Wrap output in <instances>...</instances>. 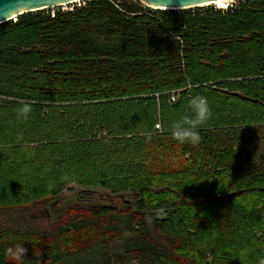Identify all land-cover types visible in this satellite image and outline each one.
<instances>
[{
    "label": "trees",
    "instance_id": "1",
    "mask_svg": "<svg viewBox=\"0 0 264 264\" xmlns=\"http://www.w3.org/2000/svg\"><path fill=\"white\" fill-rule=\"evenodd\" d=\"M15 18L0 24V264H14L5 249L16 245L25 264H205L209 253L256 264L264 0L183 10L85 0ZM196 95L212 116L198 145L181 144L171 125ZM70 186L131 199L65 204ZM41 209L45 228L33 222Z\"/></svg>",
    "mask_w": 264,
    "mask_h": 264
},
{
    "label": "clouds",
    "instance_id": "2",
    "mask_svg": "<svg viewBox=\"0 0 264 264\" xmlns=\"http://www.w3.org/2000/svg\"><path fill=\"white\" fill-rule=\"evenodd\" d=\"M235 3V0H233ZM189 113L181 116L177 121H174L171 125L172 138L181 144H191L196 146L200 143L201 137L198 129L205 125L212 116L211 109L209 107L208 100L205 96L196 95L190 98L188 102ZM32 108L30 103H24L19 109H17V117L27 119L31 113ZM159 127V125H157ZM147 139H151V135L147 136ZM64 180L68 183L75 184L76 178L64 177ZM164 210H160V214H163ZM26 249L21 245L15 247H8L5 249V255L9 257L14 264H25ZM257 264H264V257H260Z\"/></svg>",
    "mask_w": 264,
    "mask_h": 264
},
{
    "label": "water",
    "instance_id": "3",
    "mask_svg": "<svg viewBox=\"0 0 264 264\" xmlns=\"http://www.w3.org/2000/svg\"><path fill=\"white\" fill-rule=\"evenodd\" d=\"M77 0H0V24L16 19L28 12L40 11L48 8L60 7L75 3ZM146 7L159 10H183L200 7L203 4L214 3L222 0H138ZM242 192H232L220 196L216 200H230ZM123 198L124 195H114ZM129 202L128 200H126Z\"/></svg>",
    "mask_w": 264,
    "mask_h": 264
},
{
    "label": "rangeland",
    "instance_id": "4",
    "mask_svg": "<svg viewBox=\"0 0 264 264\" xmlns=\"http://www.w3.org/2000/svg\"><path fill=\"white\" fill-rule=\"evenodd\" d=\"M83 1L85 0H80V1H77L75 3H72V4H66V5H62L60 6V8L62 9H69L71 6L73 5H80L83 3ZM238 1H242V0H235V3H233V0H227V1H223V2H220V4H217V3H213V4H208V5H204V6H200V7H207V6H213L215 8H224L226 6H230V5H234L236 4ZM196 8V7H193V9ZM158 129V127H157ZM83 188L79 187V186H70L69 189H65L62 194H61V197L62 199L64 200L65 204L69 203V202H81V203H97V204H103V205H116V206H122L124 203H126L129 199H131V197L129 195H124L123 198H120L118 196H114L112 193L110 192H107L103 189H98V190H92L90 191L89 193H92L88 198L87 197V194L83 193L82 191ZM82 191V192H80ZM21 193H15V204L16 203H21L19 200H18V196H20ZM248 201V198L247 196L245 197V201ZM125 201V202H124ZM135 200H131L130 203H134ZM32 214L34 217V223L35 224H38L40 227H43L45 228L44 226L47 225V218H46V210H43L41 209V211H32ZM262 228L264 230V222H262ZM256 234L257 236H260L262 235L261 232L259 231H256ZM260 239L264 240V238L262 236H260ZM209 247V246H208ZM259 249L256 248H253V251H254V256H256V258L258 257V252ZM212 251H215V250H212ZM258 253V254H257ZM252 257L251 254H248L244 257V259H248ZM260 257H264V249H261L260 250ZM243 259V261H244ZM214 262V256L211 255L210 253L207 255V258H206V261H205V264H213ZM257 264V263H256Z\"/></svg>",
    "mask_w": 264,
    "mask_h": 264
},
{
    "label": "bare ground",
    "instance_id": "5",
    "mask_svg": "<svg viewBox=\"0 0 264 264\" xmlns=\"http://www.w3.org/2000/svg\"><path fill=\"white\" fill-rule=\"evenodd\" d=\"M77 1H80V0H77ZM77 1H75V2H77ZM223 1H227V0L217 1V2H214V3L220 4V2H223ZM208 4H213V3H208ZM208 4H203L201 6L208 5Z\"/></svg>",
    "mask_w": 264,
    "mask_h": 264
},
{
    "label": "built area",
    "instance_id": "6",
    "mask_svg": "<svg viewBox=\"0 0 264 264\" xmlns=\"http://www.w3.org/2000/svg\"><path fill=\"white\" fill-rule=\"evenodd\" d=\"M231 6V5H230ZM172 100H173V98H172Z\"/></svg>",
    "mask_w": 264,
    "mask_h": 264
}]
</instances>
